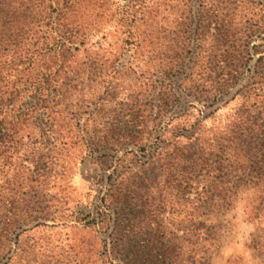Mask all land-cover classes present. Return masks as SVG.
<instances>
[{"label": "rangeland", "instance_id": "374dc122", "mask_svg": "<svg viewBox=\"0 0 264 264\" xmlns=\"http://www.w3.org/2000/svg\"><path fill=\"white\" fill-rule=\"evenodd\" d=\"M86 3L97 60L68 68L67 83L82 89H70L68 110L85 116L108 91L101 137L134 138L85 157L74 136L87 128L65 123L55 158L33 166L21 159L34 140L19 131L0 194L7 209L14 198L18 213L42 218L6 242L2 264H126L111 250L117 240L128 258L154 243L170 247L173 264H264V95L246 92L264 54V0ZM249 23L250 60L234 86L213 94L225 35L244 36Z\"/></svg>", "mask_w": 264, "mask_h": 264}, {"label": "trees", "instance_id": "16d2710c", "mask_svg": "<svg viewBox=\"0 0 264 264\" xmlns=\"http://www.w3.org/2000/svg\"><path fill=\"white\" fill-rule=\"evenodd\" d=\"M86 1L0 0V171L10 163L12 156H7L11 153L9 150L17 147L23 138L16 135L19 131H28L27 138L34 140V147L21 159L33 166L40 163L45 166L55 158L51 153L54 146L66 143L61 130L65 123L79 126L82 122L87 128L76 131L74 136L83 143L85 157L97 153L96 158H99L105 155L100 151L108 146L114 147L124 139L125 142L134 138L130 133L114 142L106 136L101 137L98 126L105 102L109 100L108 91L105 97L99 94L100 91H95L99 96H95L96 101L91 103L94 106L85 116L80 111L74 114L68 110L70 89L73 87L72 90L82 92V89L67 83L68 68L80 62L94 63L97 60L92 56L94 51H89L90 47L86 46L94 47L90 40V26L82 19L89 6ZM133 1L128 0L129 3ZM256 25V31L264 29V13ZM253 26L255 24L249 23L244 28V36L243 33L239 36L234 30L225 35L224 49L220 48V53L215 55L213 74L218 87L213 86V94H220L239 81L241 71L252 55L249 42L255 36ZM242 39L243 42L245 40L244 48L237 47ZM253 48L259 49L260 44H254ZM105 82L110 83L109 80ZM246 88L247 93L264 95V54L257 58ZM131 124L133 128L139 126L134 120ZM43 171V167H38L35 174L42 177ZM9 202L11 209H7L6 199L0 194V264L5 258L6 242L13 235L17 237V231L25 223L42 218L41 215L33 217V212L18 213L14 206L16 200L13 198ZM158 245L140 244L135 258L127 256L128 243L117 240L111 250L113 253L117 250L125 252L126 264H173L169 258L170 247L162 250Z\"/></svg>", "mask_w": 264, "mask_h": 264}]
</instances>
